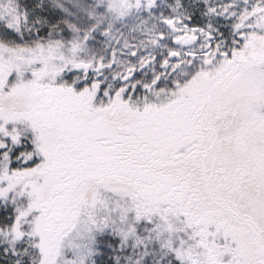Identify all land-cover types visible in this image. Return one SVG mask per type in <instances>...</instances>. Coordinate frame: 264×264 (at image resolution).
Listing matches in <instances>:
<instances>
[{
  "label": "snow or ice",
  "instance_id": "6c2138e0",
  "mask_svg": "<svg viewBox=\"0 0 264 264\" xmlns=\"http://www.w3.org/2000/svg\"><path fill=\"white\" fill-rule=\"evenodd\" d=\"M0 264H264V0H0Z\"/></svg>",
  "mask_w": 264,
  "mask_h": 264
}]
</instances>
